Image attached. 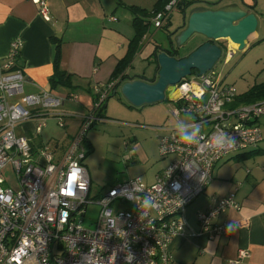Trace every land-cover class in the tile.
Returning a JSON list of instances; mask_svg holds the SVG:
<instances>
[{"label": "built area", "instance_id": "1", "mask_svg": "<svg viewBox=\"0 0 264 264\" xmlns=\"http://www.w3.org/2000/svg\"><path fill=\"white\" fill-rule=\"evenodd\" d=\"M35 2L48 19L47 2ZM177 3L171 0L153 16L155 27L164 24ZM20 47L19 40L11 41L0 64V264H171L169 243L176 235H194L185 208L212 180L215 165L230 152L255 148L262 140L257 120L264 115V99L235 104L236 89L222 81L215 65L209 75L208 71L195 74L199 81L183 78L175 84L178 95L171 99L170 114L178 120V128L159 137V154L171 157L170 161L151 184L135 177L108 186L94 202L100 210L94 227L88 229L80 218L90 203L84 142L97 120L95 112L120 77L94 85L92 109L55 163L47 145L36 144L15 128L35 109L43 112L66 97L76 100L77 94L48 89L23 93L24 77L17 64ZM236 50L230 43L225 45L223 65ZM17 95H22V102L9 100ZM180 113L191 121L183 125ZM43 126L44 121L38 123L35 131ZM7 166L16 174V189L3 185ZM228 209H238L234 193L197 211L199 233L212 239L235 228V222L215 221ZM262 217L264 222V211ZM246 256L248 251L239 248L231 264Z\"/></svg>", "mask_w": 264, "mask_h": 264}, {"label": "crops", "instance_id": "2", "mask_svg": "<svg viewBox=\"0 0 264 264\" xmlns=\"http://www.w3.org/2000/svg\"><path fill=\"white\" fill-rule=\"evenodd\" d=\"M45 1L49 8L48 19L40 14L35 0H0V64L7 56L10 42L19 40L21 47L17 64L24 77L23 93H39L48 89L59 94H77L76 100L66 97L62 104L47 108L43 112L35 109L30 118L16 125L18 134L28 135L38 145L48 146L52 143L53 149L48 147L54 152L65 150L70 141L65 145L57 139L44 141L42 129L46 125V117H58L55 119L58 123L62 122V116L70 115L79 119V126L95 101L97 93L94 85H105L109 82L111 73L122 56L109 53L111 47L99 40L103 37L104 23L115 21L110 20V16L104 17L99 0ZM200 1L208 6L221 0ZM228 3L246 5L249 11L256 13L259 20V12L251 9L257 4L251 3L250 0H226L222 5ZM258 38L259 34H252L247 44ZM56 39L59 42L60 67L72 75L73 88H50L49 77L53 71ZM80 80L84 82L85 87L80 86ZM76 86L81 89L76 91ZM16 97L22 102V95ZM67 101L71 102L72 106L70 112L66 113L60 107ZM42 121L44 126L38 133L35 127ZM177 128L178 126H174L168 130L171 132ZM250 154L259 157L253 156L250 161ZM230 158L233 159V169L229 172H223L224 169L215 171L218 163L215 165L213 178L203 190L205 193L209 190L211 195L206 193L207 196L203 197L205 202L201 210L229 193H234L238 209L226 210L215 221L235 222L237 226L226 235L210 239L199 233L197 221L193 224L188 221L194 235H176L172 238L169 243L171 264H231L239 248L246 249L248 256L236 264H264V144L246 150L238 154V157L230 155L219 162ZM215 179L217 180L214 181Z\"/></svg>", "mask_w": 264, "mask_h": 264}, {"label": "rangeland", "instance_id": "3", "mask_svg": "<svg viewBox=\"0 0 264 264\" xmlns=\"http://www.w3.org/2000/svg\"><path fill=\"white\" fill-rule=\"evenodd\" d=\"M47 1L50 2L51 0ZM250 1L257 4L251 9L259 12V25L255 33L259 34L260 38L249 42L243 50H236V53L225 65H223L226 54L225 41H215L222 48V52L214 64V70L223 75L222 81L224 83L232 84L239 93L254 83L264 82V0ZM98 2L102 5L105 18L108 16L116 18L114 22L104 23L103 37L99 40L111 47L109 53L123 57L131 47V38L135 34L132 14L128 6L134 5L149 12L155 0H99ZM83 6L86 8L84 4ZM191 6L189 5L186 11ZM144 18L150 19V22L141 40L133 44L135 52L126 68V75L130 77L143 76L151 79L156 73L152 52L155 46L168 47L170 39L173 40L175 35L173 31L183 24V10L174 7L170 12L169 21L163 27H155L151 15ZM204 41V36L193 34L177 50L175 57L187 55ZM209 74L210 71L207 72V75ZM187 78L199 81V77L194 72H191ZM79 83L81 87H85L82 80ZM76 88V91L81 89L79 86ZM9 100L16 101L19 98L15 96ZM70 103L65 102L60 109L66 113L70 112L69 109L72 106ZM173 107L174 103L167 98L155 103L133 106L122 96L119 86L116 91L110 90L109 96L103 101L99 111L95 112L94 117L97 120L88 129L84 142L86 156L83 163L90 179L88 196L90 203L83 208V213L80 215L84 227L88 229L94 227L100 210V205L94 202L99 199L98 197L103 194L108 186L135 177H140L144 182L151 184L155 181L156 174L168 164L171 157H161L158 144L161 135L170 133L168 128L179 125L178 120L170 114V110L174 109ZM100 112L101 115H99ZM56 118L58 117H48V119L46 117V125L42 129V139L44 141L57 139L65 145L77 130L79 119L70 115L62 116V123L59 121L56 123ZM178 119L183 125H186L192 118L180 113ZM258 124L264 136V115L260 116ZM187 129L189 128H185V130ZM263 144L264 139L260 141L258 146ZM48 146L52 149L54 147L52 143H49ZM64 151H54L55 163L59 162ZM253 156L259 157L256 154H250L248 159L252 161ZM232 161L233 159L230 158L218 162L215 171L220 169H224L223 172L231 171L233 169ZM2 172L6 179L3 185L16 189V174L11 171L9 166ZM206 193L211 195L209 190ZM206 193L203 191L186 206L184 215L187 222L192 224L196 222V212L204 208L203 197L207 196Z\"/></svg>", "mask_w": 264, "mask_h": 264}, {"label": "water", "instance_id": "4", "mask_svg": "<svg viewBox=\"0 0 264 264\" xmlns=\"http://www.w3.org/2000/svg\"><path fill=\"white\" fill-rule=\"evenodd\" d=\"M256 13L247 6L228 3L216 8L196 5L183 10V24L177 27L167 48L155 46L152 55L156 73L153 78L128 76L119 81L122 96L129 104L141 106L172 99L175 84L195 71L201 75L209 71L219 59L222 48L215 41L234 43L237 50L247 47L249 38L257 29ZM193 34L205 37V41L187 55L176 58L168 53L178 50ZM226 45V43H225Z\"/></svg>", "mask_w": 264, "mask_h": 264}, {"label": "trees", "instance_id": "5", "mask_svg": "<svg viewBox=\"0 0 264 264\" xmlns=\"http://www.w3.org/2000/svg\"><path fill=\"white\" fill-rule=\"evenodd\" d=\"M170 1L171 0H155L154 5L152 6L149 12L137 6H134V5L128 6V9L132 14V25L135 28V34H134V37L131 38V42H132L131 47L128 49L127 53L118 60V63L116 64L114 70L111 73V77L109 81H112L118 77H120V81H125L127 79L128 75H126V68L135 52V47H133V44L136 41L141 40L142 35L147 30L149 22H150V19L148 18L145 19L144 17L145 16L148 17L149 15H151L152 21H153V16L157 12L163 11L165 9V6ZM225 1L226 0H221L219 2L211 3L210 5H208V7H212V8H216V6L219 7ZM202 3L203 1H200V0H178L177 7L182 8V10H184L189 5H192V6L204 5ZM169 18L170 16H168L167 20L164 22V24L161 27H163L169 21ZM53 41L55 40L53 39ZM168 53L172 56H175V54L177 53V50L174 52L168 51ZM52 64H53V71L49 77L50 88L55 89L59 86H62V87L64 86L67 89L73 88L72 78H71L72 75L60 67V50H59V42L57 41V39H56L55 54H54V59H53ZM117 88L118 86L117 87L115 86L112 90L116 91ZM262 99H264V82L254 84L251 87H249L246 91L239 93L234 103L235 104L249 103V102H254V101H260ZM99 115H101V112L99 113ZM244 152L245 151L230 152L224 158L229 157L230 155H232V157H238V154H242ZM212 178H213V172H212Z\"/></svg>", "mask_w": 264, "mask_h": 264}, {"label": "bare ground", "instance_id": "6", "mask_svg": "<svg viewBox=\"0 0 264 264\" xmlns=\"http://www.w3.org/2000/svg\"><path fill=\"white\" fill-rule=\"evenodd\" d=\"M233 46H236L237 44H234V43H231ZM172 97H176L177 95H178V90H173V92H172Z\"/></svg>", "mask_w": 264, "mask_h": 264}, {"label": "flooded vegetation", "instance_id": "7", "mask_svg": "<svg viewBox=\"0 0 264 264\" xmlns=\"http://www.w3.org/2000/svg\"><path fill=\"white\" fill-rule=\"evenodd\" d=\"M206 40V39H205Z\"/></svg>", "mask_w": 264, "mask_h": 264}]
</instances>
